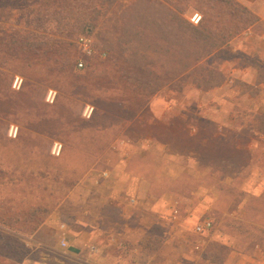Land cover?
Wrapping results in <instances>:
<instances>
[{
    "label": "rangeland",
    "instance_id": "obj_1",
    "mask_svg": "<svg viewBox=\"0 0 264 264\" xmlns=\"http://www.w3.org/2000/svg\"><path fill=\"white\" fill-rule=\"evenodd\" d=\"M174 1L182 6L183 2L187 3V0ZM146 2L148 0H0V115L3 116L0 170L6 175L5 179L0 176V211L28 210L44 205L51 212L49 220L55 211L72 212L73 207L84 203L85 199L94 203L100 194L109 192L110 187H115L119 195L116 208L121 203L131 206L132 197L139 202L138 208H151L163 194L174 191L181 199L166 197L164 204L168 210L163 216L164 233L177 236L178 249L175 248L176 257L172 262L194 264L202 257H212L206 256L203 245L215 232L212 241L217 243L211 245V255L217 257L216 264H221L223 227L239 230L237 220L227 215L236 210L243 198H247L251 207L264 205V195L246 197L244 189L252 190L255 179L249 178L253 170L249 172L242 167L245 154L207 144L206 140L214 137L217 125L199 116L193 103L170 110L168 104L157 101V95L166 93L169 88L191 94L189 82L196 86L199 81L218 83L220 76L213 69L215 57L206 59L191 74L171 82L153 97L135 99L136 84L125 78L132 77L133 72L125 68L124 60H140L129 57L127 48L121 44V32L122 25L133 15V7ZM189 3L188 20L194 13L203 15L202 9H206L203 4L197 7ZM247 9L258 17L253 9ZM88 29L109 56L106 60H96L91 69L78 70L76 62L81 56L75 42ZM134 48L137 44L129 49ZM224 54H227L225 50H219L214 55ZM153 59L158 61L159 58L155 55ZM18 78L22 81L19 89L15 86ZM96 87L97 91L92 93ZM124 90L128 96L120 100L126 103L125 108L120 100L118 104L110 100L120 98ZM51 92H54L53 102L49 101ZM88 106L93 108L90 118L86 115ZM181 112L187 116L185 127L192 125V134L197 135L191 142L185 137L171 136L165 129L172 126L178 130L182 126ZM38 115L51 116L56 121L65 116L66 120L62 121L67 133L63 136L64 142L55 140L60 136L57 131L61 124L52 120L41 123L37 121ZM95 116L101 130L87 126V121ZM254 118L246 117L250 124L255 123ZM12 127L18 129L16 138L10 135ZM86 129L93 135L83 140ZM2 131L7 133V140L2 138ZM48 137L55 139L49 142ZM228 137L234 141L233 145L237 140H251L264 156V139L250 132L240 136L231 133ZM163 139L168 146L176 145L178 150L171 151V147L162 145ZM63 146L66 151L61 156ZM231 158L239 163L235 168H228L229 162L223 163ZM104 172H111L115 179L107 181ZM127 173L137 180H127ZM238 176L242 180L237 179ZM17 179L21 181L16 183ZM177 202L180 211L174 220L173 207ZM251 216L252 219L253 213ZM207 218L214 222V230L208 235H196L194 227ZM231 219L234 220L231 222ZM241 230L244 234V231L253 233L249 227ZM46 233L52 235V230ZM25 243L30 247L27 241ZM197 245L201 247L199 250ZM233 246L250 254L255 249L250 238H243ZM173 249H164L163 257H171Z\"/></svg>",
    "mask_w": 264,
    "mask_h": 264
},
{
    "label": "crops",
    "instance_id": "obj_2",
    "mask_svg": "<svg viewBox=\"0 0 264 264\" xmlns=\"http://www.w3.org/2000/svg\"><path fill=\"white\" fill-rule=\"evenodd\" d=\"M237 1L253 9L259 21L221 49L227 54L218 57L215 54L207 59L215 57L213 69L224 75L223 84L217 88L202 89L189 82L191 94L172 91L169 88L166 93L157 95V101L163 105L168 104L169 109H180L193 103L198 115L201 114L199 116H204V120L211 125H217L214 137L206 140L207 144L213 143L217 149L225 147L232 153L245 154L242 167L249 172L253 170L249 178L254 177L255 182L252 190L245 188L244 192L248 198H261L264 195V156L251 140H237L233 145L231 142L234 141L228 135L238 133L240 136L250 132L252 136L264 139V134L256 128V118L264 115V0ZM181 114L179 116L183 124L178 130L172 126L165 129L171 136L185 137L191 142L197 135L192 134V125L185 127L187 116L182 112ZM251 116H255L254 124H250L246 119ZM161 142L164 146L169 145L164 139ZM180 147L184 151V148ZM171 148V151L178 150L174 144ZM232 159H225L223 163L229 162L228 168H235L239 163ZM258 175L262 177L260 180ZM126 176L127 180H137L130 173ZM113 178V174L109 172L106 180ZM237 179L242 180V177L238 176ZM129 195L135 196L132 192H129ZM170 195L177 200L181 199L179 193L166 192L151 208H138L139 202L131 206L121 203L122 205L116 208L119 195L115 187H110V191L100 194L94 203L85 199L84 203L82 201L77 207H73L72 212L62 211L61 214L55 211L34 235L26 238L32 252L37 253L39 258L27 259L23 264H183L179 261L172 262L178 249L177 236L164 233L166 222L163 216L168 210L164 200ZM138 199L140 200V197ZM254 206L251 207L247 204V198H243L236 210L226 214L237 220L239 230L235 232L233 229L229 230L228 226L223 227L225 231L221 233V264H264V205ZM173 208L180 211L178 202ZM177 218L173 216L174 220ZM234 219H231V222ZM63 225L65 229H62ZM246 227L252 228L253 233L244 231V234L241 229ZM47 230H52V235H46ZM214 235L215 232L210 241L204 243V253L211 255L210 247L217 243L212 241ZM243 238H250L251 243L255 244L252 254L240 252L233 246L242 242ZM62 240H66L67 247L61 246ZM170 247H174L172 258L163 257V250ZM194 264L214 263L202 257Z\"/></svg>",
    "mask_w": 264,
    "mask_h": 264
},
{
    "label": "trees",
    "instance_id": "obj_3",
    "mask_svg": "<svg viewBox=\"0 0 264 264\" xmlns=\"http://www.w3.org/2000/svg\"><path fill=\"white\" fill-rule=\"evenodd\" d=\"M189 2L197 7L203 4L206 8L202 9V20L197 26L186 18ZM258 21V17L253 16L246 7L235 0H187V3L183 2V6L174 0H148L141 6L135 5L132 17L122 25L121 32V44L125 49L127 48L129 57L133 60H137L135 58L140 60L132 62L128 58L124 60L125 68H131L133 72L132 77L129 75L130 77L125 78L136 84V89L133 91L135 99L151 98L171 82L186 74H191L206 59L216 54L238 35L253 27ZM91 33L92 30L88 29L82 35H92ZM135 44L138 49L134 48L135 51H131L130 46ZM155 55L158 56V61L153 59ZM93 67L94 65L88 69ZM215 73L220 76L218 83H214V81L201 83L199 81L197 86L203 89L221 86L225 77L221 72ZM106 90L105 92L108 93L109 89ZM94 91H97V87L92 90V93ZM127 93L124 90L120 98L110 100L112 103L118 104L120 99H125L128 96ZM123 104L120 100V105L125 108L126 103ZM139 106L141 109L142 106ZM2 117L0 115V124L3 120ZM51 120L61 125L58 126L57 131L60 136L56 139L48 137L50 138L49 142H52L53 139L64 142L63 136H66L67 133L64 129L66 126L62 121L66 120L65 116L59 117L58 121L47 115L37 116V121H41V123L51 122ZM97 121L95 116L87 121L89 124L87 126L90 129L101 130L102 127L97 126ZM256 128L264 134V115L256 118ZM84 133L83 140H88L90 135H93L89 134L87 129ZM41 134L39 133L40 136H47ZM2 138L7 140V133L2 131ZM10 140L16 142L18 139ZM64 148L65 146H63L61 156L66 151ZM4 174L5 172L0 170V176L3 179L6 176ZM20 181L21 179H17L16 183ZM50 214L51 212L44 205L31 207L28 210L4 209L0 211V264H23L27 259L39 258L30 247H26L25 242L27 236L34 235L41 228ZM205 254L207 257L210 255L207 252ZM210 256L212 257L204 259H210L216 264L217 257Z\"/></svg>",
    "mask_w": 264,
    "mask_h": 264
},
{
    "label": "built area",
    "instance_id": "obj_4",
    "mask_svg": "<svg viewBox=\"0 0 264 264\" xmlns=\"http://www.w3.org/2000/svg\"><path fill=\"white\" fill-rule=\"evenodd\" d=\"M202 20V15L199 13H194L190 21L194 25H199ZM76 47L78 49V52L80 54V58L77 60L76 67L78 70H86L90 66H93L95 64L96 60H106L109 56V53L107 50L102 49L96 42L95 38L92 35H80L76 39ZM21 80L18 78L15 86H18V89L21 86ZM54 92L50 93L49 101L53 102L54 101ZM53 97V98H52ZM52 99V100H51ZM93 108L88 106L86 109V115L88 118L92 116ZM18 129L15 127H12L11 130V136L14 138L17 137ZM60 154V150L58 152V155ZM108 172H104L103 176L108 177ZM136 199L132 198L130 200L131 205L136 204ZM179 215L178 209L174 210V217L177 218ZM62 229H65V226H62ZM214 230V222L211 220H203L199 222L195 227H194V232L198 236H203L206 234H210ZM61 246L62 247H67V242L66 240L61 241ZM201 247L199 245L196 246V249L199 250Z\"/></svg>",
    "mask_w": 264,
    "mask_h": 264
}]
</instances>
